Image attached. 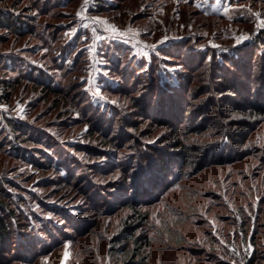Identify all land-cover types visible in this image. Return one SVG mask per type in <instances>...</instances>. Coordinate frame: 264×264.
Instances as JSON below:
<instances>
[{
    "label": "rangeland",
    "instance_id": "rangeland-1",
    "mask_svg": "<svg viewBox=\"0 0 264 264\" xmlns=\"http://www.w3.org/2000/svg\"><path fill=\"white\" fill-rule=\"evenodd\" d=\"M263 74L264 0H0V264H264Z\"/></svg>",
    "mask_w": 264,
    "mask_h": 264
},
{
    "label": "trees",
    "instance_id": "trees-1",
    "mask_svg": "<svg viewBox=\"0 0 264 264\" xmlns=\"http://www.w3.org/2000/svg\"><path fill=\"white\" fill-rule=\"evenodd\" d=\"M258 43H261V41H259ZM219 77H223L222 79H223V81H228V76H226V74H221V76H219ZM263 78H264V74H263ZM262 89H264V87L262 88ZM261 93H264V90H262V92ZM257 95H260V92H259V94L258 93H256ZM252 106H253V108L254 109H252L251 111L252 112H254V113H259V112H263L264 113V101H258V102H255V103H253L252 104ZM159 109V108H158ZM162 110V108L161 109H159V111H161ZM176 113V112H175ZM162 115H164V116H170V119L172 120V121H175V119L176 118H178L173 112H171V114H163L162 113ZM172 115H174V117L175 118H173V116ZM112 135H110V137H109V140H108V144H110V145H115L116 144V140H115V137H111ZM228 140L229 141H231L232 142V140H234V138L233 137H231V135H228ZM193 149L192 148H190L189 150H187V151H192ZM211 153V150L210 151H208V150H206V154L210 157V156H212V158H213V156H214V154H210ZM247 153H250V151H248ZM243 157H244V155H240L238 158H236V160H242L243 159ZM158 160L157 161H155V165L156 166H162L160 169H162V171H164V169H166L168 166V163H173V162H171V160L169 161V160H166V161H168V163L165 165L164 163H165V159H164V157H161V156H159V158H157ZM236 160H234V158H229V159H227V160H223V161H221V162H214L216 165H223V164H229L230 162H232V161H236ZM184 161H187L188 162V157L187 158H185L184 159ZM164 162V163H163ZM158 173H160V171H158V168L157 169H155V172L152 174V176H149V177H147V176H145V181H146V184L149 186L150 184H152V187L153 188H155L156 187V185H158L157 184V182H156V175L158 174ZM138 174V176H137V181L136 182H139L138 181V178H140V176L139 175H145L144 173H142V174H140V171H139V173H137ZM139 187V186H138ZM6 188H5V186L2 184V183H0V240H3L4 238H7V234H10L11 233V228H10V225H9V223H7V221H6V218H7V215H9V212H10V209L8 208V206H7V201H8V197L6 196ZM10 214H12V213H10ZM10 219H13V215H12V217H11V215H10ZM256 222H257V220H256ZM247 225V224H246ZM208 234H210L209 232H208ZM262 234H264V228L263 229H261L260 228V226L258 227L257 225H255V227L253 228V234H251V237H250V242L251 243H253V241L255 240L256 241V238H259V237H261L262 236ZM256 253H257V251H256ZM264 258V257H263ZM221 261H226L224 264H230L231 262V260H221ZM258 261L256 260V256H254L253 258H250L249 260H247V262L245 263V264H256Z\"/></svg>",
    "mask_w": 264,
    "mask_h": 264
}]
</instances>
